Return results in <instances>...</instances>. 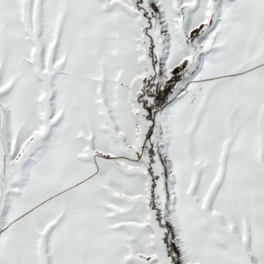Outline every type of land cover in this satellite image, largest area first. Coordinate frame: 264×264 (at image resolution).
Instances as JSON below:
<instances>
[{"label":"snow or ice","instance_id":"obj_1","mask_svg":"<svg viewBox=\"0 0 264 264\" xmlns=\"http://www.w3.org/2000/svg\"><path fill=\"white\" fill-rule=\"evenodd\" d=\"M0 264H264V0H0Z\"/></svg>","mask_w":264,"mask_h":264}]
</instances>
